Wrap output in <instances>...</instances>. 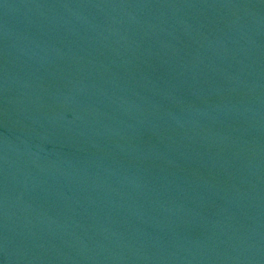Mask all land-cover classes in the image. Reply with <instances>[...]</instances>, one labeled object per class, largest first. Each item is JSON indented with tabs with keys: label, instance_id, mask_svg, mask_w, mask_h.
<instances>
[{
	"label": "water",
	"instance_id": "95a60500",
	"mask_svg": "<svg viewBox=\"0 0 264 264\" xmlns=\"http://www.w3.org/2000/svg\"><path fill=\"white\" fill-rule=\"evenodd\" d=\"M0 264H264V0H0Z\"/></svg>",
	"mask_w": 264,
	"mask_h": 264
}]
</instances>
